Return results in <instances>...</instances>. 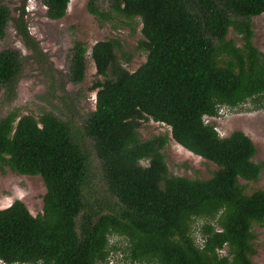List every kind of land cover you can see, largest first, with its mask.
I'll return each instance as SVG.
<instances>
[{"label": "trees", "instance_id": "16d2710c", "mask_svg": "<svg viewBox=\"0 0 264 264\" xmlns=\"http://www.w3.org/2000/svg\"><path fill=\"white\" fill-rule=\"evenodd\" d=\"M11 1L0 0V39L10 22L44 68L24 7L12 16ZM69 1L40 0L45 18L62 19ZM86 10L100 22L138 19L146 54L129 72L117 40L71 48V84L82 83L88 51L101 77L89 89L95 103L85 133L112 202L102 212L84 200L87 161L68 121L8 112L0 118V169L40 177L45 193L36 216L19 201L0 209V264H253L252 226L264 228V189L246 193L240 181L255 182L262 165L242 132L220 137L203 119L217 118L220 107H262L264 55L252 45V18L264 14V0H87ZM229 29L240 45L227 39ZM21 69L17 51H0L7 104ZM147 121L167 126L176 144L216 169L207 179L171 175L162 153L168 136L140 139ZM114 236L126 245L110 243Z\"/></svg>", "mask_w": 264, "mask_h": 264}, {"label": "rangeland", "instance_id": "374dc122", "mask_svg": "<svg viewBox=\"0 0 264 264\" xmlns=\"http://www.w3.org/2000/svg\"><path fill=\"white\" fill-rule=\"evenodd\" d=\"M87 0H70L65 16L57 21L45 18V8L40 0H12L6 6L16 16L17 9L24 7L29 35L39 44L45 57L44 68L31 57L30 50L16 35L12 24L0 39V51L13 49L22 59V69L16 86L14 100L7 104L0 90V118L8 112L16 111L19 116L31 115L38 118L42 113L50 112L56 117L68 121L72 137L82 148L87 161V177L82 188L85 201L92 210L104 212L112 200L107 195L105 182L102 180L101 162L94 150V142L86 135V118L94 110L95 91H90L92 83L101 79L95 74L90 58V48L99 41L117 40L121 56L119 62L129 72L135 71L144 61L146 54L140 48L141 25L138 19L128 23L119 20L113 23L100 22L86 10ZM107 0H104V6ZM252 45L264 55V14L252 18ZM227 39L241 44L240 38L229 29ZM82 42L89 50L85 57V74L82 83L71 84L68 79V67L73 42ZM47 69L50 72H45ZM69 98L71 102L60 99ZM69 103V104H68ZM207 122V120H206ZM208 123L214 125L220 137L228 136L234 131L242 132L253 143L256 153L253 162L262 165L255 182L240 181L246 193L264 189V100L262 107L255 108L247 102L236 109L220 107L218 116ZM142 141L159 134L167 135L168 142L162 153L168 172L174 176L207 179L216 167L202 158L193 155L176 144L170 137L167 126L153 121L142 122L138 128ZM140 164L146 165L145 162ZM45 189L38 176H21L8 168L0 169V209L10 206L14 201L21 202L33 216L42 211V197ZM101 193H104L101 195ZM199 224V223H198ZM254 254L253 264H264V228L252 226ZM196 239L197 236L194 235ZM118 246L126 243L120 237L111 238ZM225 251H222L224 253ZM115 257L119 259L116 253ZM117 262H114L115 264Z\"/></svg>", "mask_w": 264, "mask_h": 264}, {"label": "clouds", "instance_id": "9594fccd", "mask_svg": "<svg viewBox=\"0 0 264 264\" xmlns=\"http://www.w3.org/2000/svg\"><path fill=\"white\" fill-rule=\"evenodd\" d=\"M214 119H216V118H212V119H209V118H204L203 120L206 122V120H207V122L208 121H212V120H214ZM119 259H121V258H119ZM114 262L113 261H111V262H109L108 264H113ZM115 264H118V263H115ZM119 264H122L121 262L119 263Z\"/></svg>", "mask_w": 264, "mask_h": 264}]
</instances>
